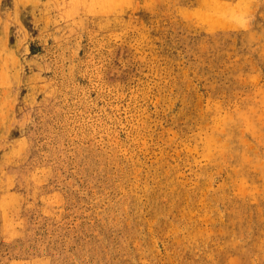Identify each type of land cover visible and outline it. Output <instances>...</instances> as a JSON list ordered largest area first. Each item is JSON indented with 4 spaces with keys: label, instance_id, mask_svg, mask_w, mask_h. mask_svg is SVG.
<instances>
[{
    "label": "rangeland",
    "instance_id": "374dc122",
    "mask_svg": "<svg viewBox=\"0 0 264 264\" xmlns=\"http://www.w3.org/2000/svg\"><path fill=\"white\" fill-rule=\"evenodd\" d=\"M0 264H264V0H0Z\"/></svg>",
    "mask_w": 264,
    "mask_h": 264
},
{
    "label": "bare ground",
    "instance_id": "6f19581e",
    "mask_svg": "<svg viewBox=\"0 0 264 264\" xmlns=\"http://www.w3.org/2000/svg\"><path fill=\"white\" fill-rule=\"evenodd\" d=\"M208 1V0H207ZM226 2V1H225ZM238 2V1H237ZM230 3V2H229ZM226 11V10H225ZM221 19V18H220Z\"/></svg>",
    "mask_w": 264,
    "mask_h": 264
}]
</instances>
